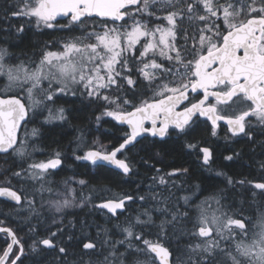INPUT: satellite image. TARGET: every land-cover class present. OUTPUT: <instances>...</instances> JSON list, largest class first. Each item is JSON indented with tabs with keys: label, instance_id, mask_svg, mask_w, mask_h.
<instances>
[{
	"label": "snow or ice",
	"instance_id": "obj_1",
	"mask_svg": "<svg viewBox=\"0 0 264 264\" xmlns=\"http://www.w3.org/2000/svg\"><path fill=\"white\" fill-rule=\"evenodd\" d=\"M207 121L258 178L188 184L168 145L213 170ZM0 159V264H264V0H0Z\"/></svg>",
	"mask_w": 264,
	"mask_h": 264
},
{
	"label": "trees",
	"instance_id": "obj_2",
	"mask_svg": "<svg viewBox=\"0 0 264 264\" xmlns=\"http://www.w3.org/2000/svg\"><path fill=\"white\" fill-rule=\"evenodd\" d=\"M13 22L15 23V21H13ZM20 23H24V21L21 20ZM28 36H29V38H31V40L33 42H35L37 40L43 41V40L50 39V36L48 34H44L42 36H33L32 32H29ZM22 47H27V48L31 47V45L29 44L27 39L24 41V44L22 45ZM13 51H16L18 53L19 49H13ZM71 99H75V98H71ZM66 106L75 107L77 109L83 107L79 103H76L74 105L68 104ZM92 111H93V109H86L85 112H83V113L78 112L76 115L81 117V119L73 120L72 124L73 125L82 124L83 123V120H82L83 116L84 115L90 116ZM29 127H32V125H29ZM43 133H44V136H43V139L41 141V145L46 147L49 150L51 148L57 146L56 141H59V146L61 148L66 149L68 146L69 140H71L73 138V136L75 135V133L72 131L71 128L61 129L60 127H57L55 125L45 127L43 129ZM90 138L91 137H89V139ZM102 138H104V137H102ZM197 139L204 141L203 146H208L211 137H210V134H209L207 127L202 125L201 129L198 130ZM168 147L172 149V155L168 156L167 159L172 160L174 158L177 165L183 164L184 166L188 167L190 172L192 173L193 179L188 182L189 185L196 184V181H197L200 183L202 190L206 188L210 191L213 185H219L220 184L221 181L219 178L207 177L203 172H201L197 168V166H196L197 164L195 161V159H196L195 154H189L186 150H183L179 143L170 142ZM240 148H243L245 151H244L243 160L238 162V163L223 161V156L231 154V153L228 150L222 151V149L218 148V150L215 151L216 152V158L220 164L218 166V169H221V171H224V172L228 173L229 175L233 174L234 172L241 171L245 174L251 173V175L249 176L250 179L258 178L257 174L253 171V169L255 168V164H254V161L252 159H249L247 145L242 144V146ZM37 158L42 159L43 157L38 155ZM261 158L262 157L257 156L255 159L258 160ZM0 163H4L2 159H0ZM67 163L72 164V161H68ZM80 163H82V162H76L75 164H73L72 168H69L65 171H60L57 175H55L53 177L55 182L59 183L65 177H69L70 175H72L74 173V171H78V172L86 171V169L79 167ZM245 164L252 165V167L249 168V167H242L241 166V165H245ZM157 166L159 167L162 165L158 164ZM140 171L143 173V172H146V169L141 167ZM2 179H3V177L0 176V180H2ZM137 179H143V177H131V178H128L127 180H125L124 178H114L111 186L117 192L133 191L135 189V186H136L135 181ZM13 183L15 184V181H13ZM209 191H203V192L205 194H207V193H209ZM4 210H7V205H4ZM130 211H131V209H130ZM74 213H76L80 216L84 215V211L74 212ZM69 217L71 218V216H69ZM94 219L99 223L104 222L103 218L100 217L99 215H95ZM10 226L15 227L14 224H11Z\"/></svg>",
	"mask_w": 264,
	"mask_h": 264
},
{
	"label": "flooded vegetation",
	"instance_id": "obj_3",
	"mask_svg": "<svg viewBox=\"0 0 264 264\" xmlns=\"http://www.w3.org/2000/svg\"><path fill=\"white\" fill-rule=\"evenodd\" d=\"M200 120L201 121H205V119L204 118H200ZM202 125L203 126H205V127H207V129H208V131H209V129H210V122L209 121H207L206 123H201L200 124V126H199V129L198 130H200L201 129V127H202ZM209 134H210V132H209ZM226 135H228L229 137H230V133H227L226 132V126H224L223 124H221V126H220V128L218 129V136L217 137H212L211 135H210V137H211V139H210V141H209V144H208V146L209 147H211L212 149H213V151H214V155H215V160H216V163L213 165V170H211V171H205V170H202L201 168H200V161H198L197 160V158L195 159V161H196V166H197V168L201 171V172H203L207 177H211V178H219L220 179V184H222V178H220V177H217L216 175H215V173L217 172V171H221V169H218V166L220 165L219 164V162H218V160H217V158H216V150H218V148L219 149H222V151H226V150H228L229 149V147H236L237 149H239L241 146H242V144H244V143H229L228 141H226L225 140V136ZM223 161H225L224 159H223ZM226 162H229V161H226ZM73 175V174H72ZM72 175H70L69 177H71ZM196 183H198V184H200L199 182H197L196 181ZM209 193H207V194H205L204 192H203V195H208ZM82 211H86V210H81V209H70V210H68V212L69 213H72V212H82ZM97 215H99V214H97ZM100 216V215H99ZM101 217V216H100ZM70 218V217H69Z\"/></svg>",
	"mask_w": 264,
	"mask_h": 264
},
{
	"label": "rangeland",
	"instance_id": "obj_4",
	"mask_svg": "<svg viewBox=\"0 0 264 264\" xmlns=\"http://www.w3.org/2000/svg\"><path fill=\"white\" fill-rule=\"evenodd\" d=\"M90 139H91V138H90ZM101 139H104V138L101 137ZM105 142H107V141H105ZM178 194H179V193H178ZM121 219H123V217H122Z\"/></svg>",
	"mask_w": 264,
	"mask_h": 264
},
{
	"label": "water",
	"instance_id": "obj_5",
	"mask_svg": "<svg viewBox=\"0 0 264 264\" xmlns=\"http://www.w3.org/2000/svg\"><path fill=\"white\" fill-rule=\"evenodd\" d=\"M201 118H203V117H201ZM205 119V118H204ZM210 122V121H209ZM221 124H223V123H221ZM224 125V124H223ZM225 126V125H224Z\"/></svg>",
	"mask_w": 264,
	"mask_h": 264
}]
</instances>
